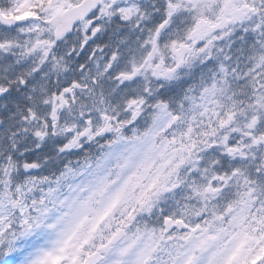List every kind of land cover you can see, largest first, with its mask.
Segmentation results:
<instances>
[{
  "label": "snow or ice",
  "instance_id": "obj_1",
  "mask_svg": "<svg viewBox=\"0 0 264 264\" xmlns=\"http://www.w3.org/2000/svg\"><path fill=\"white\" fill-rule=\"evenodd\" d=\"M0 264H264V0H0Z\"/></svg>",
  "mask_w": 264,
  "mask_h": 264
}]
</instances>
